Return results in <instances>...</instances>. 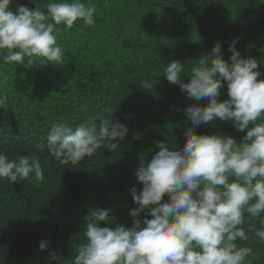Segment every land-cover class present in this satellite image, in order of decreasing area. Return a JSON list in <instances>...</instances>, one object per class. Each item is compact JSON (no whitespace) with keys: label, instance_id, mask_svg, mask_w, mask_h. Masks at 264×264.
Listing matches in <instances>:
<instances>
[{"label":"trees","instance_id":"trees-1","mask_svg":"<svg viewBox=\"0 0 264 264\" xmlns=\"http://www.w3.org/2000/svg\"><path fill=\"white\" fill-rule=\"evenodd\" d=\"M0 264H264V0H0Z\"/></svg>","mask_w":264,"mask_h":264},{"label":"clouds","instance_id":"clouds-1","mask_svg":"<svg viewBox=\"0 0 264 264\" xmlns=\"http://www.w3.org/2000/svg\"><path fill=\"white\" fill-rule=\"evenodd\" d=\"M94 22V21H93Z\"/></svg>","mask_w":264,"mask_h":264}]
</instances>
